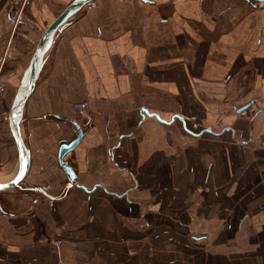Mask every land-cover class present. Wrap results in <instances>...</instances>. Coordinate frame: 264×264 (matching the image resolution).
<instances>
[{
	"label": "crops",
	"instance_id": "obj_1",
	"mask_svg": "<svg viewBox=\"0 0 264 264\" xmlns=\"http://www.w3.org/2000/svg\"><path fill=\"white\" fill-rule=\"evenodd\" d=\"M72 1L0 0V91L4 51L17 74ZM69 22L0 191V264H264V1L92 0Z\"/></svg>",
	"mask_w": 264,
	"mask_h": 264
},
{
	"label": "water",
	"instance_id": "obj_2",
	"mask_svg": "<svg viewBox=\"0 0 264 264\" xmlns=\"http://www.w3.org/2000/svg\"><path fill=\"white\" fill-rule=\"evenodd\" d=\"M92 0H73L44 30L43 34L41 35L38 44L33 52V55L29 61L28 67L24 73V76L21 80L20 85L18 86L17 92L14 96V99L11 104L8 121L9 127L12 133V137L16 143L18 157H19V171L17 175L9 182L0 183V185L4 187H0V191L20 186V183L26 176L30 168V161L31 155L30 151L26 145L24 136L22 134V121L24 115L25 105L33 93L36 83L39 79L40 73L44 67V64L48 58L47 51L50 48L54 38L56 35L61 32L70 22V17L76 13L81 7ZM264 1V0H260ZM23 11L19 18V23L23 17ZM16 17L13 18V21H16ZM143 115H154L157 118L161 119L162 121H166L162 119L156 113H149L147 109L143 110ZM175 117H179L183 120L185 128L190 131L187 126L186 122L181 115H175ZM73 127L76 130V136L69 142H61L58 148V161L59 164L62 166L64 171L67 173L69 177V184L68 186H72L76 179V174L72 166H70L66 160V154L74 149L77 144L80 142L82 137L84 136V131L81 128L80 124L72 118H67ZM210 130V129H209ZM47 187L44 188V190Z\"/></svg>",
	"mask_w": 264,
	"mask_h": 264
},
{
	"label": "rangeland",
	"instance_id": "obj_3",
	"mask_svg": "<svg viewBox=\"0 0 264 264\" xmlns=\"http://www.w3.org/2000/svg\"><path fill=\"white\" fill-rule=\"evenodd\" d=\"M3 57H5V63L6 64H5V70H4V76H3L4 81H1V82L4 84L5 91H0V102H2L1 105L3 106V109L6 110V112H9L13 95L18 88L19 82L21 83V80H22L24 73L27 69L26 67H28L27 66L28 60L25 62V65L20 66L19 71L17 72V74L14 75L13 70L15 69L16 66L10 65L12 63V61H14V59H12V57L10 56V52H8V54H7V52L4 51L1 58H3ZM23 71H24V73H23ZM22 73H23V75H22ZM32 95L26 103V110L25 111H28L27 109H28V105H30ZM25 116H27V115H25ZM6 122L7 121H5V123ZM22 132H23V136L26 137V134L28 133V129H27V124L25 123V121H22ZM75 136H76V133L73 134V137H75ZM15 157H16V154H15Z\"/></svg>",
	"mask_w": 264,
	"mask_h": 264
},
{
	"label": "flooded vegetation",
	"instance_id": "obj_4",
	"mask_svg": "<svg viewBox=\"0 0 264 264\" xmlns=\"http://www.w3.org/2000/svg\"><path fill=\"white\" fill-rule=\"evenodd\" d=\"M11 108V107H10ZM9 112H10V110H9ZM9 112H6V110H4V109H2L1 110V119H0V121H2L5 125H7V126H9V121H8V116H9ZM23 118H24V121H25V123H26V121H27V116H24L23 115ZM54 118H58L57 116H54ZM58 119H60V117L58 118ZM62 119V118H61ZM5 121H7L6 123H5ZM9 129V128H8ZM11 130H9V132H10ZM11 142L13 143V145L16 147V143H15V141H14V139H13V137H11ZM30 188H33V187H30Z\"/></svg>",
	"mask_w": 264,
	"mask_h": 264
},
{
	"label": "built area",
	"instance_id": "obj_5",
	"mask_svg": "<svg viewBox=\"0 0 264 264\" xmlns=\"http://www.w3.org/2000/svg\"><path fill=\"white\" fill-rule=\"evenodd\" d=\"M87 105H88V103H86V102H83V103L79 104V109H80L81 113L85 112Z\"/></svg>",
	"mask_w": 264,
	"mask_h": 264
},
{
	"label": "bare ground",
	"instance_id": "obj_6",
	"mask_svg": "<svg viewBox=\"0 0 264 264\" xmlns=\"http://www.w3.org/2000/svg\"><path fill=\"white\" fill-rule=\"evenodd\" d=\"M28 64H29V62H28ZM28 64H27V66H28ZM27 68V67H26ZM25 71V70H24ZM24 71H23V73H24ZM23 73H22V75H23ZM22 77V76H21ZM21 80V79H20ZM19 85H20V82H19ZM18 85V86H19ZM18 89V88H17ZM16 92H17V90H16ZM16 92L14 93V95H13V98H12V101H13V99H14V96H15V94H16ZM11 104H12V102H11Z\"/></svg>",
	"mask_w": 264,
	"mask_h": 264
},
{
	"label": "snow or ice",
	"instance_id": "obj_7",
	"mask_svg": "<svg viewBox=\"0 0 264 264\" xmlns=\"http://www.w3.org/2000/svg\"><path fill=\"white\" fill-rule=\"evenodd\" d=\"M0 187H4V186L0 185Z\"/></svg>",
	"mask_w": 264,
	"mask_h": 264
}]
</instances>
